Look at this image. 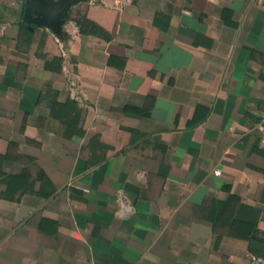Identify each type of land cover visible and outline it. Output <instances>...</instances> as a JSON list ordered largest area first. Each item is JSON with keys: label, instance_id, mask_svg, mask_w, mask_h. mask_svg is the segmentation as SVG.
Here are the masks:
<instances>
[{"label": "crops", "instance_id": "0c3cea01", "mask_svg": "<svg viewBox=\"0 0 264 264\" xmlns=\"http://www.w3.org/2000/svg\"><path fill=\"white\" fill-rule=\"evenodd\" d=\"M263 253L264 0H0V264Z\"/></svg>", "mask_w": 264, "mask_h": 264}, {"label": "built area", "instance_id": "2783aa9c", "mask_svg": "<svg viewBox=\"0 0 264 264\" xmlns=\"http://www.w3.org/2000/svg\"><path fill=\"white\" fill-rule=\"evenodd\" d=\"M246 264H264V253L263 254H252Z\"/></svg>", "mask_w": 264, "mask_h": 264}, {"label": "trees", "instance_id": "16d2710c", "mask_svg": "<svg viewBox=\"0 0 264 264\" xmlns=\"http://www.w3.org/2000/svg\"><path fill=\"white\" fill-rule=\"evenodd\" d=\"M77 22H78V24H79V21H77ZM80 30L84 31L82 25L80 26Z\"/></svg>", "mask_w": 264, "mask_h": 264}, {"label": "water", "instance_id": "95a60500", "mask_svg": "<svg viewBox=\"0 0 264 264\" xmlns=\"http://www.w3.org/2000/svg\"><path fill=\"white\" fill-rule=\"evenodd\" d=\"M28 9H26V13H27Z\"/></svg>", "mask_w": 264, "mask_h": 264}]
</instances>
